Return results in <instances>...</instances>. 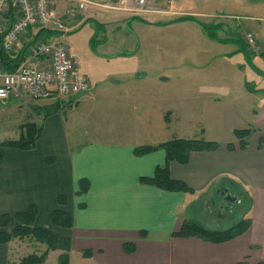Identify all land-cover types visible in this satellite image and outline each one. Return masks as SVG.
<instances>
[{
	"label": "crops",
	"instance_id": "0c3cea01",
	"mask_svg": "<svg viewBox=\"0 0 264 264\" xmlns=\"http://www.w3.org/2000/svg\"><path fill=\"white\" fill-rule=\"evenodd\" d=\"M62 4H55L57 17ZM63 18L67 26L77 28L91 19L84 14L76 21ZM11 21V16H5L4 32ZM37 32L31 28L27 35L32 39ZM20 52L18 47L12 56ZM141 84H144L142 80L137 82L130 78L115 84L109 102L115 114L114 117L110 112L108 115L112 120L121 115L118 123L123 124L122 118L125 123L135 120L140 109L138 117L146 123V131L153 136L151 139H158L163 128L175 129L170 127V109L163 108L164 100L150 98L149 101ZM93 94L87 92L73 98L76 111L92 103L96 97ZM12 101L7 104L14 103ZM172 109L175 111L174 106ZM204 113L207 126L194 139L201 137L206 142L216 143L218 149L192 153L186 165L174 162L168 165L171 179L185 183L193 191L191 195L169 193L139 182L140 178L152 177L157 167L165 165V154L157 151L136 157L133 150L175 140V133L154 140V144H145L133 137L115 139L99 135L87 136L84 143L79 134L84 129L75 115L67 119L55 114L43 119L33 114V118L39 120L17 126L18 138L4 132L0 139V143L19 140L23 137L21 126L25 124L40 129L32 150L0 147V218L11 217L5 232L11 234L16 226L14 215L33 206L37 210L36 228L70 240L68 264H264V105L253 113L256 130L246 139L244 151L239 149L233 135L243 126L236 124L238 118L230 107L210 103ZM153 115L156 122L152 121ZM153 129L156 135H152ZM229 145L233 146L232 151L228 150ZM80 180H87L90 187L85 195L77 197ZM242 192L248 193L251 202L250 216L245 218L251 224L243 235L222 244L173 237L184 220L195 221L184 215L189 206L207 193L221 198L230 196L238 204L244 196ZM59 197L65 198L64 205H58ZM214 206L215 203L208 202L210 215L215 213ZM56 210L72 215L71 229L52 226L50 216ZM129 245L134 246L132 254L124 252V247ZM45 250L44 246L30 240H13L0 245V264H18L22 258L41 255ZM84 253H89L90 257L85 258ZM60 255V252H49L44 264L53 256L59 264Z\"/></svg>",
	"mask_w": 264,
	"mask_h": 264
},
{
	"label": "rangeland",
	"instance_id": "374dc122",
	"mask_svg": "<svg viewBox=\"0 0 264 264\" xmlns=\"http://www.w3.org/2000/svg\"><path fill=\"white\" fill-rule=\"evenodd\" d=\"M88 1L93 5L83 14L91 19L78 28L67 26L63 18L65 8H73L70 3L62 2L57 17L69 30L61 41L70 57L79 60L90 92L96 96L77 111L73 99L76 96L60 100L57 114L67 119L74 115L78 118L84 129L79 133L82 142L89 135H99L115 139L133 137L154 144V140H162L170 133H175V140H192L207 126L204 110L210 103L230 107L238 118L236 124L243 126L238 131L256 130L253 113L264 105V0H148L147 7L140 12L109 8L120 7L119 0ZM130 2V7H134V0ZM79 15L69 20L76 21ZM183 17L197 21L176 22ZM248 35L253 37L252 45L246 39ZM29 39L26 32L18 45L20 51ZM241 46L250 57L240 51ZM128 78L142 80L141 87L149 101L164 100L162 106L166 111L170 109L173 131L163 128L158 139H151L146 123L138 117L140 109L135 120L127 123L123 118V124L118 123L121 115L109 118V112L113 117L115 114L109 103L110 93L116 89L115 84ZM12 102L0 106V139L4 132L18 138L17 126L39 120L33 118L32 107L51 104L27 99ZM156 120L153 115L152 121ZM155 130L152 135H156ZM243 195L240 203L225 204L215 193H207L189 206L184 216L194 218L203 228L230 229L250 216V198L247 192ZM208 202L215 203L213 215ZM53 259L54 256L50 257L47 264H56Z\"/></svg>",
	"mask_w": 264,
	"mask_h": 264
},
{
	"label": "trees",
	"instance_id": "16d2710c",
	"mask_svg": "<svg viewBox=\"0 0 264 264\" xmlns=\"http://www.w3.org/2000/svg\"><path fill=\"white\" fill-rule=\"evenodd\" d=\"M180 21L195 22L197 20L194 21L192 17H183L176 20V22ZM173 23H175V21H173ZM200 26L203 30H206V27H204L202 24H200ZM58 34L59 33L55 31H51L49 34L45 32H38L32 37V39H34L36 36L38 39L40 37L46 39L57 36ZM240 43L243 45L242 42ZM240 51L244 52L247 57H250V54L247 53L246 48L243 46H241ZM21 55L22 54L20 53L16 58L13 59L11 56H8L0 51V68L7 73L14 72L21 60ZM60 104L61 103L59 102H55L40 107L34 106L32 107V112L41 116L43 119H46L59 113ZM21 131L23 132V137L17 141L2 142L0 143V147L7 149L32 150L35 147L40 129L32 124H25L21 126ZM251 131L252 130L249 129L241 131L237 130L233 132V135L237 139L239 149L241 151L246 150V139L250 136ZM261 144L262 139L259 140V147ZM217 149L218 145L216 143L206 142L202 138L194 140L177 139L167 141L157 146H143L135 148L133 150V154L136 157H143L157 151H163L165 154V165L162 167H157L152 177L140 178L139 182L142 185L154 187L161 191L191 195L193 194V191L185 183L171 179L168 165L173 162L179 165H186L192 153H209L215 152ZM228 150L232 151L233 146L229 145ZM89 185L90 184L87 180H80L77 184V191L75 195L77 197L85 195L89 190ZM65 201L66 200L64 197H59L57 203L59 206H61L65 204ZM36 216L37 210L33 206L29 207L22 213L14 215L13 218L16 226L12 230L11 234H8L5 232V230L10 224L11 217L3 215L0 218V245H6L13 240H30L46 248L44 253L41 255H28L22 258L18 264H44L49 252H60L61 255L58 257V263L68 264L69 253L71 250L70 240L60 238L48 230L36 228ZM50 222L52 226L63 229H71L74 224L72 215L61 210L52 212L50 216ZM250 224L251 223L249 219H242L235 226L225 231H209L194 221L184 220L180 230L174 234L173 237L180 239L197 238L206 243L222 244L243 235L250 227ZM134 250V246L132 245L124 247V252L126 254H132ZM83 256L85 258H89L90 254L84 253Z\"/></svg>",
	"mask_w": 264,
	"mask_h": 264
},
{
	"label": "built area",
	"instance_id": "2783aa9c",
	"mask_svg": "<svg viewBox=\"0 0 264 264\" xmlns=\"http://www.w3.org/2000/svg\"><path fill=\"white\" fill-rule=\"evenodd\" d=\"M61 0H0V50L11 56L20 40L30 28L67 31L57 20L54 4ZM71 4L66 16L85 11L93 5L87 0H64ZM119 0L120 7H109L117 11H143L148 0ZM131 3V2H130ZM11 14L12 21L3 31L5 16ZM250 45L253 37L246 36ZM89 90L88 80L81 74L79 61L70 57L67 48L57 39L37 41L28 46L26 53L12 73L0 69V106L10 100H24L43 103L69 99Z\"/></svg>",
	"mask_w": 264,
	"mask_h": 264
},
{
	"label": "flooded vegetation",
	"instance_id": "af4514ba",
	"mask_svg": "<svg viewBox=\"0 0 264 264\" xmlns=\"http://www.w3.org/2000/svg\"><path fill=\"white\" fill-rule=\"evenodd\" d=\"M223 199H224L223 202H224L225 204H231V201H232L231 197H224Z\"/></svg>",
	"mask_w": 264,
	"mask_h": 264
},
{
	"label": "water",
	"instance_id": "95a60500",
	"mask_svg": "<svg viewBox=\"0 0 264 264\" xmlns=\"http://www.w3.org/2000/svg\"><path fill=\"white\" fill-rule=\"evenodd\" d=\"M41 32H45V33H50L49 31H46V30H43V31H41ZM235 202V199H232V201H231V203H234Z\"/></svg>",
	"mask_w": 264,
	"mask_h": 264
}]
</instances>
